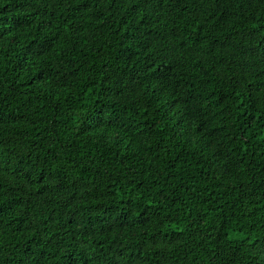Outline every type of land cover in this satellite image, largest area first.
<instances>
[{
    "label": "trees",
    "instance_id": "obj_1",
    "mask_svg": "<svg viewBox=\"0 0 264 264\" xmlns=\"http://www.w3.org/2000/svg\"><path fill=\"white\" fill-rule=\"evenodd\" d=\"M0 264H264V0H0Z\"/></svg>",
    "mask_w": 264,
    "mask_h": 264
}]
</instances>
